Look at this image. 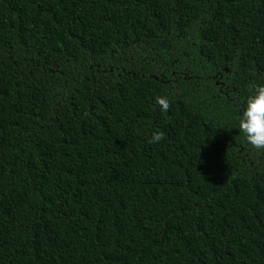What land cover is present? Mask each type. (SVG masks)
<instances>
[{
  "label": "trees",
  "instance_id": "obj_1",
  "mask_svg": "<svg viewBox=\"0 0 264 264\" xmlns=\"http://www.w3.org/2000/svg\"><path fill=\"white\" fill-rule=\"evenodd\" d=\"M259 85L264 0H0V264H264Z\"/></svg>",
  "mask_w": 264,
  "mask_h": 264
},
{
  "label": "clouds",
  "instance_id": "obj_2",
  "mask_svg": "<svg viewBox=\"0 0 264 264\" xmlns=\"http://www.w3.org/2000/svg\"><path fill=\"white\" fill-rule=\"evenodd\" d=\"M156 103L161 111L167 112L170 108L167 97H156ZM239 130L254 149L264 150V85L257 86L254 94L248 98L239 120ZM163 139V133L157 132L153 134L149 143H158Z\"/></svg>",
  "mask_w": 264,
  "mask_h": 264
}]
</instances>
